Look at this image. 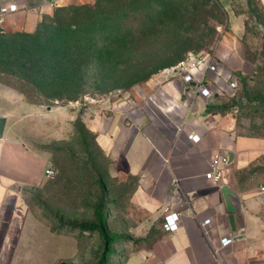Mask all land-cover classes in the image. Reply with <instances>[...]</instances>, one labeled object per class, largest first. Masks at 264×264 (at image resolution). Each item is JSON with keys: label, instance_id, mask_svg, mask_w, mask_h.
<instances>
[{"label": "rangeland", "instance_id": "1", "mask_svg": "<svg viewBox=\"0 0 264 264\" xmlns=\"http://www.w3.org/2000/svg\"><path fill=\"white\" fill-rule=\"evenodd\" d=\"M9 1L0 0V7ZM136 17L150 24H136ZM137 27L142 30L138 39L117 41V32L132 35ZM17 31L29 30H0V113L7 116L3 137L10 146L1 166L19 179L13 187L16 202L0 206V264H127L134 249L150 245L152 229L141 227L144 214L129 200L134 180L125 173L112 175V160L100 150L93 127L97 117L112 114L113 106H142L151 82L186 52L214 49L224 36L243 43L253 72L238 90L244 98H235L227 110L239 133L264 136V0H140L136 10L78 31L80 58L86 55L85 39L99 35L101 45L93 52L107 45L103 53L110 61L102 73L93 69L79 99L51 106L27 100L33 107L18 109L21 101L11 88L38 93L19 78L33 66L23 60L30 40ZM54 52L59 58L61 53ZM17 148L26 153L21 156ZM36 156L52 164V177L41 171ZM99 177L107 189L110 230L120 236L106 262L99 233L79 227L94 220ZM256 181L264 185L262 165Z\"/></svg>", "mask_w": 264, "mask_h": 264}, {"label": "crops", "instance_id": "2", "mask_svg": "<svg viewBox=\"0 0 264 264\" xmlns=\"http://www.w3.org/2000/svg\"><path fill=\"white\" fill-rule=\"evenodd\" d=\"M11 2L19 10L4 15L6 30L32 32L54 7L49 0ZM244 53L236 36H224L216 47L229 70L251 75L253 66ZM211 88L214 96L204 98L182 79L159 77L151 82L142 106L121 103L111 107L110 116L95 120L96 141L112 160V175L125 173L134 180L130 203L144 214L141 227L152 229L150 245L134 249L127 264H264V185L256 181L258 169L264 166L259 162L264 158V136L239 133L227 110L235 99L232 91L223 83ZM11 92L21 101L18 109L33 107L24 93L14 88ZM193 133L200 136L198 142L189 139ZM20 150L23 156L26 151ZM9 151V144L0 138L2 208L17 200L13 187L19 179L1 166ZM218 152L232 158L223 167L221 181L214 183L206 173ZM36 161L44 172L48 161L43 157ZM171 212L178 213L179 227L174 232L163 229L164 216ZM230 214L235 215V230ZM206 219L210 221L202 225ZM229 237L233 240L223 245Z\"/></svg>", "mask_w": 264, "mask_h": 264}, {"label": "trees", "instance_id": "3", "mask_svg": "<svg viewBox=\"0 0 264 264\" xmlns=\"http://www.w3.org/2000/svg\"><path fill=\"white\" fill-rule=\"evenodd\" d=\"M138 2L140 0L60 2L53 7L51 14L42 15L34 31H17L25 32L27 39L30 40L28 41L29 50L24 53L23 60L33 66L31 70L29 69L30 71H27V74L19 75V78L27 82L38 93V96H33L28 91H23L27 100L51 106L53 103L66 104L79 99L85 93L84 88L91 78L93 69L101 71V73L104 72V68L110 61V54L103 53V49L107 47L105 45L95 55L93 48L101 45V40L99 35L93 37L89 35L84 41V46L87 47L86 55L84 58H80L76 51L80 46L76 34L80 30H91L98 21L104 18L121 16L125 12L136 10ZM147 20L141 21L136 17L134 22L136 24L143 23V25L150 24V21ZM138 28L132 31V35L117 32L115 34L117 41L125 42L138 39L142 35V30ZM0 30L4 29L0 28ZM71 46L74 47V50H71ZM54 49L61 53L59 58H57ZM186 53L174 58L172 62L176 63L183 59ZM37 65L38 69H36ZM235 73L243 85L246 75L237 71ZM243 98L242 96L238 97V99ZM97 182L100 186V196L94 206V220L81 222L79 227L86 231L95 230L99 233L106 251V262L108 255L113 252L112 245L119 240L120 236L110 230L105 211L106 185L101 177ZM71 224L77 226L75 223Z\"/></svg>", "mask_w": 264, "mask_h": 264}, {"label": "built area", "instance_id": "4", "mask_svg": "<svg viewBox=\"0 0 264 264\" xmlns=\"http://www.w3.org/2000/svg\"><path fill=\"white\" fill-rule=\"evenodd\" d=\"M60 0H49L52 6L59 3ZM19 10L16 2H11L0 7V28H3L2 21L4 15L14 13ZM4 29V28H3ZM211 74H214L212 76ZM159 77L165 81L172 79H182L186 87L190 88L195 95L212 98L214 93L211 85L223 83L227 84L232 91L233 97L240 89V79L236 73L226 67V62L220 60L216 54V48L207 51L194 52L189 51L186 56L178 62L164 67ZM237 110V109H235ZM189 139L198 142L200 136L198 134H189ZM228 164V156L223 153H215L211 157L210 170L206 173V177L214 183H219L223 176V167ZM55 173V168L52 164H48L45 169V174L52 177ZM174 184L178 185L177 179H174ZM210 219L202 222V225L208 223ZM178 213L171 212L164 216L163 229L168 232H174L178 229ZM233 239L231 237L223 241V245L230 243Z\"/></svg>", "mask_w": 264, "mask_h": 264}, {"label": "water", "instance_id": "5", "mask_svg": "<svg viewBox=\"0 0 264 264\" xmlns=\"http://www.w3.org/2000/svg\"><path fill=\"white\" fill-rule=\"evenodd\" d=\"M6 120H7L6 116H0V138L3 137ZM226 155L228 156V163L231 162V158H232L231 154H226ZM229 220H230L232 229L235 230V225H234L235 224V215L234 214H230L229 215Z\"/></svg>", "mask_w": 264, "mask_h": 264}]
</instances>
